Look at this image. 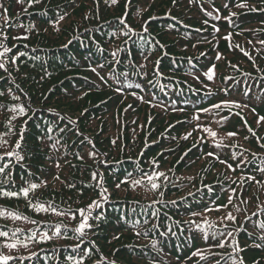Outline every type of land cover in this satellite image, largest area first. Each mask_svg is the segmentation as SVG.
Instances as JSON below:
<instances>
[{"label":"trees","instance_id":"obj_1","mask_svg":"<svg viewBox=\"0 0 264 264\" xmlns=\"http://www.w3.org/2000/svg\"><path fill=\"white\" fill-rule=\"evenodd\" d=\"M56 1L61 3L58 5ZM209 1L219 2L221 0ZM49 2V8L64 4L69 6L72 3V1L45 0L42 8ZM94 2L97 11L93 4V11L88 16L80 18L81 22L75 26H72L74 22L64 24L61 27L63 32L61 37L52 42L48 37L50 34H54L52 31L42 38L38 37L41 26L49 24L48 16H54L52 12L40 15L43 9L29 0H0V32L3 30V32H8L7 37L13 39L10 48H6L8 51H4L0 59L5 60L9 70L17 72L16 76L20 75L22 67L30 68L34 73L41 75V81H44L45 77L41 66L47 65L44 67L45 70H52L53 75L57 74L54 79L58 82L54 86L63 82L65 84L63 88L72 86L67 82L68 76L66 75L57 79L60 76L58 70L65 66H71V60L74 59V64L79 66V71L100 76L107 86L121 87L128 94L139 95L140 93L144 100H150L158 108L168 109L176 106L183 107L186 104L206 103V101H202L200 91L190 87L198 89L200 86L190 85V78L187 76L193 72L192 70L199 71V64L175 62L174 60H182L178 58L185 57V53H177L179 46L176 42V45L174 42L165 43L166 36L157 34V43L153 39V35L144 32L140 25L132 20H127L124 25L118 26V23L111 22L115 17L104 13V8L110 0L105 3L100 0ZM255 2L264 6V0H255ZM15 5L16 9L10 11ZM64 8L65 11L68 10L67 7ZM117 10L122 12V5H119ZM34 13L38 15L31 17L30 25H24L19 31L14 29L20 27L17 24L9 23L7 27H4L8 22L7 15L20 18ZM255 14L256 16L251 19H264L263 11L255 12ZM38 42L43 46H36ZM162 42L166 45H163ZM16 45H19V48L13 50ZM58 48L61 50L50 51V49ZM166 48L169 49L168 52H165ZM20 55H22L23 62L16 64L14 59ZM161 58H163L162 63L160 62ZM0 64L3 63L0 62ZM255 66L254 73L264 72V58L257 60ZM3 67L0 68V71L3 70ZM74 69L76 68L74 67ZM74 69L70 68L71 71ZM65 70L67 69H62V71ZM163 74H167V77ZM176 77L184 82L175 79ZM2 78L3 76L0 75V84L4 83ZM25 80L21 78L20 83L24 84ZM239 80V85L236 86L235 83L230 86L223 85L222 89L229 90L232 86H236V92L239 94L248 96L254 93L256 101L264 100V81H251L248 78ZM212 82L213 79H207V84L211 85ZM61 96H51L47 101L53 102ZM62 99L64 98L62 97ZM66 100L73 110L80 111L76 118L79 121H75L83 131L91 135L94 143L100 147V150L97 151L99 158L89 166L82 165L83 162L89 163L87 154L78 156L69 147V143L74 139L77 138L78 144L83 142L82 139H79L73 129V124L66 118H60L43 110L44 97L41 100H32L35 104L34 112L24 119V122L29 120V125L36 130L32 132L33 137L25 135L28 141L26 157L31 165L40 166L42 164L49 172L52 181L47 186L46 193L50 198H53L52 205H57L63 212L70 211L72 206L80 205L84 199L86 202L92 195L98 196V199H96V203L90 205L91 208L86 206L90 209L89 211H83V215H80L81 223L84 218L91 219L89 227L85 226L82 229L84 234L71 235L66 231L64 225V232L58 227L53 229L50 234H59L58 237L63 234L69 236L70 242L73 243L70 253L74 257L62 250L61 241L57 237L55 242L60 243H54L48 250L40 249L31 256H25L24 259H29L26 264H134L133 261L141 264H167L168 262L169 264H250L252 262L264 264V260L261 258L264 256L263 214H259L252 220H248L245 215H235L234 218L243 217L239 226L228 225L227 222L233 220L227 218L231 214L230 211L226 210L224 214L217 211L219 208L217 202L226 197V192L218 189L210 190V184H204L198 188L194 183H188L180 175L174 174L177 172L174 169L175 165L180 160L175 158L177 153L168 155L164 163L149 165L150 154L162 148L159 139L143 144V138L153 132L152 129H148V122L143 121L141 126L130 131L131 125L125 131V125H122L123 116L118 115L115 118L113 109L107 108V105L102 107L101 103H86L85 97L84 99L71 97ZM64 106L67 108L66 105ZM7 116L8 119H0V131L3 135L0 139V152L9 155L15 151L16 125L21 126L23 114L16 110V112L8 113ZM121 130L124 132L121 133ZM132 136L134 140L130 141ZM8 137L9 141L7 142ZM215 140L225 142L221 138H215ZM232 140L229 142L231 143ZM247 144L251 143L248 141ZM207 146L209 143L199 147L205 150ZM215 146H220V144H215ZM115 151L118 154L128 153L124 154L126 157H121V155L114 157L112 155ZM108 155L111 158L105 161ZM7 163L8 160H4L2 163L0 161V168H3ZM12 163L15 164L16 174L0 183V206L17 203L22 199L18 192L12 191L9 186H6L9 180L16 187L20 183L25 185L26 189L30 188L27 179L30 173L19 174L17 169L19 170L21 164L16 160L11 161L8 168ZM199 163H197L196 170L202 175L206 170L214 169L210 163L206 164L205 158ZM158 165L160 167L156 169ZM255 166L256 169H260V172L264 169V163L260 162ZM91 167L107 171L108 176L100 178L95 175L98 180L95 188L91 185L92 175L86 179H78V182H82L85 188L77 187L73 191H69L68 186L72 187L74 184L70 179L77 175L85 177L80 170ZM162 169L165 171L162 172ZM182 169L183 167H178V170ZM256 169H253L251 174H257ZM4 172H0V179L8 176L4 175ZM159 173H163V175H157ZM168 173L173 176L172 181L165 184L164 181L168 177L166 176ZM253 180L260 181L261 176H255ZM152 183L158 185L155 190L152 189ZM247 183H244L242 192V197L245 200L248 198L252 200L254 197L264 195V190L255 182L254 184L252 181ZM225 188L227 187L223 189ZM93 190L95 191L92 192ZM6 192L17 195L6 196L4 195ZM215 195H219V198L212 197ZM228 200L232 202L231 196ZM196 204H200L201 207L197 209ZM26 212L31 213V211ZM46 235H48V230L46 227H42L36 231L33 238L39 240ZM22 239L28 240L27 238ZM62 239L65 238L62 237ZM197 240L206 242L207 248H198L190 253ZM75 242H78L77 245L74 244ZM84 242L89 245L85 246ZM239 242L243 245L240 254L236 252ZM96 250L99 253L95 252ZM209 250L214 252L198 255L200 252ZM163 254L170 256L173 260L167 261L162 258ZM184 255H189V257L186 258ZM92 258L95 260L91 261ZM209 258L210 260L206 261ZM21 263L22 261L14 264Z\"/></svg>","mask_w":264,"mask_h":264},{"label":"rangeland","instance_id":"obj_2","mask_svg":"<svg viewBox=\"0 0 264 264\" xmlns=\"http://www.w3.org/2000/svg\"><path fill=\"white\" fill-rule=\"evenodd\" d=\"M29 1H32L40 8L45 2V0H38V2L37 0ZM62 1H72V3L69 6L64 4L49 8V2L42 8L43 11L40 12V15L52 12L54 16H48L49 24L41 26L39 38L52 31L54 34H50L48 37L50 41L54 42L55 39L61 37L63 33L61 27L64 24L74 22L72 26H75L80 23V18L85 15L88 16L93 11V4L97 11L94 2L96 0ZM100 1L105 3L107 0ZM56 2L58 5L61 3L60 1ZM135 3H137L136 6H134ZM119 5H122V12L117 10ZM64 7H67L68 10L65 11ZM14 9H16V5L10 11H14ZM104 9V13L115 17L112 18L111 22L118 23V26L124 25L127 20H132L137 25H140L144 32L153 35L155 42L158 43L156 41L157 34L166 36L165 43L176 42L179 46L177 53H185V57L178 58L182 60H174L175 62L199 64V71L194 72L192 70L193 72L187 74V76L190 78V85L200 86L198 89H196L197 87H190L199 90L203 98L202 101H206V103L186 104L183 107L176 106L168 109L161 107V110V108L156 107L155 103H151L150 100H144L143 95L140 93L139 95L136 93L128 94L121 87L107 86L103 83L100 76L79 71V66L74 64V59L71 60V66H65L58 70L60 76L57 79L66 75L68 76L67 82L72 86L71 88H63L65 86L63 82L58 84V86H54L58 82L54 79L57 74L53 75L52 70H45L44 67H47V65L41 66L45 74L44 81H41V75L34 73L30 68L22 67L20 75L16 76L17 72L14 73L9 70L5 60L1 58L0 62L3 63L4 67L0 71V75L3 76L1 80L4 83L0 84V119H8V113L16 112L20 108H23L24 111H19L20 114H23V120L21 126L16 125L15 130L17 132L15 134L16 145L17 141H19L20 146L18 148L15 147L13 155L0 152L1 163L4 160H8V163L3 166L4 175L7 174L8 176L5 178L1 177L0 183L4 179L6 181L11 175L14 176L16 174L15 164L12 163L11 167L8 168L10 162L16 160V162L21 164L19 170L17 169L18 173H30L27 176L29 185L37 184L38 187L28 191L27 196H25L22 191L26 189L25 185L19 183L16 187V185L11 184L10 180L6 184L12 191L18 192L22 199L17 203L0 206V233L6 234L0 235V264H14L20 261H22L21 264H26L29 259H24L25 256H31L40 249L48 250L54 243H60L55 242L59 234H50L53 229L58 227L64 232L63 225L71 235L84 234L82 230L80 232L77 231L81 224V210L89 211V208H91L89 206L98 199V196L92 195L86 202L84 199L80 205L72 206L70 211L63 212L57 205H52L51 201L53 198H50L46 193L47 186L52 181L49 172L46 171L44 165L33 166L28 161L26 157L28 141L25 135L33 137L32 132L36 130L29 125V120L24 122V119L34 112L33 107L35 104L32 100H41L43 97V110L60 118H66L73 124V129L78 134L79 139H82L83 142L79 144L77 138L69 143V147L74 150L76 155L87 154V162L89 163L83 162L82 165L89 166L95 163L99 158L97 151L100 150V147L94 143L91 135L83 131L78 125L77 122L79 120L76 118H78L80 111L73 110L66 100L71 97L83 99L85 97L86 103H101L100 106L102 107L107 105V108L113 109L115 118L118 115L123 116L124 122L122 125H125V131L131 125L130 131L141 126L143 121L148 122V129H152L153 132L143 138V144L159 139L161 141L160 147L162 148L150 154L148 158L149 165L164 163L168 155L177 153L175 158L180 160L175 165L174 169L177 172H174V174L180 175L188 183H194L198 188L204 184H210V190L218 189L226 192V197L217 202L219 206L217 211L219 213L224 214L226 210H229L232 217L241 214L248 217V220L257 218L259 214L264 215V195L254 197L252 200H249L250 198L245 200L242 197L243 185L249 181H252L253 184L255 182L264 190V169L260 172V169H256L255 166L257 163H264V100L262 102L256 101L254 93L248 96L241 95L236 92L237 88H235L239 85V79L241 78H248L251 81H264V72L254 73L257 60L264 58V19H251V17L256 16L255 12H264V6H260L255 0H221L219 2H211L209 0H115V3L110 0ZM36 15L38 14H28L20 18H13V16L7 15L6 19L8 22H6L4 27H7L9 23L12 25L17 24L20 27L17 29L15 27L14 29L19 31L24 25H30L31 17ZM3 22L5 23V21ZM48 26L50 27L48 28ZM3 31L0 32V56L6 48H10L13 42V39L7 37L8 32ZM62 40H64L63 37ZM162 44L166 45L163 42ZM36 46L43 45L38 42ZM18 48L19 45H16L13 50ZM56 50H61V48L50 49V51ZM165 50V52L169 51L168 48ZM162 59L160 60L161 63L163 62ZM14 61L16 64H21L23 62L22 55L15 58ZM26 63L30 64L29 62ZM70 68L74 70L71 71ZM62 69L67 70L62 71ZM70 73L74 74L71 75ZM208 74L213 77L211 85L207 84ZM163 75L167 77V74ZM21 78L26 79L23 82L24 84L20 83ZM175 79L181 80L177 77ZM181 81L184 82L183 80ZM225 81L227 83L224 84ZM245 82L250 83L248 81ZM234 83L236 84L235 87L232 86L229 90L222 89L223 85L230 86ZM59 95L62 96L58 100L47 101L51 96L57 97ZM60 99L62 100L60 101ZM216 105H219V107H215ZM14 109L16 110L14 111ZM129 122L130 124H128ZM123 132L121 130V133ZM203 132H205V136L202 135ZM229 133H234L235 135H229ZM153 136L154 138H152ZM2 137V131H0V139ZM215 138H221L225 142H218ZM68 139L70 140V136ZM133 140L134 137L132 136L130 141ZM230 140H232L231 143L229 142ZM6 141H9V137ZM199 141L200 144L198 145ZM248 141L251 143L250 145L247 144ZM206 143H209V146L205 150L199 147L206 146ZM215 144H220V146H215ZM167 145L169 146L164 148ZM167 150L170 151L165 152ZM127 153L118 154L115 151L112 156L121 155V157H126L124 154ZM17 155L21 157L19 160L16 158ZM110 158V155H108L105 161ZM203 158L206 159V164L210 163V166L214 168L212 171L206 170L204 175L196 170L197 163L200 164L199 162ZM173 160L171 161L173 162ZM158 167L160 165L156 169ZM178 167H183V169L178 170ZM253 169H256L257 174H251ZM163 171L165 169H162ZM80 172L85 177L77 175L71 178L70 181L74 184L72 187L68 186L69 191H73L77 187L85 188L82 182H78V179H86V177L92 175L91 185L95 188L98 183L95 175L100 178L108 176L107 171L96 170V167L84 168ZM249 175L254 176L250 177ZM166 176L168 177L164 183L168 184L172 181L173 176L169 173ZM255 176H261V180L254 181ZM224 187L227 188L223 189ZM169 192L172 193L173 191ZM230 196L233 203L228 200ZM212 197L218 199L219 195ZM57 203L59 204V202ZM37 205L43 206L42 210H37ZM195 207L199 209L201 205L196 204ZM26 211H31V213ZM242 219L243 217L234 218L227 223L231 226H239ZM54 223L56 224L54 225ZM90 223L91 219L84 218L83 224L85 226L89 227ZM42 227L47 228L48 235L39 240L38 238H33L36 231ZM62 237L65 239H62ZM22 238H27L28 240H23ZM58 239L61 241L62 250L74 257L70 253L73 244L70 242V237L63 234ZM77 243L75 242L74 244L77 245ZM83 244L85 246L89 245L86 242ZM198 248H207L206 242L197 240L195 247L190 250V253ZM242 248L243 245L240 242L237 243L236 252L240 254ZM95 252L99 253L98 250ZM212 252L214 251H204L198 253V255H206ZM189 255L184 256L188 258ZM3 258H6V260ZM162 258L167 261L173 260V258L165 254H163ZM261 258L264 260V256ZM94 260L95 258H92L91 261ZM209 260L210 258L206 259V261ZM133 263L141 264L134 261ZM250 264L256 263L252 262Z\"/></svg>","mask_w":264,"mask_h":264},{"label":"snow or ice","instance_id":"obj_3","mask_svg":"<svg viewBox=\"0 0 264 264\" xmlns=\"http://www.w3.org/2000/svg\"><path fill=\"white\" fill-rule=\"evenodd\" d=\"M37 2H38V0H37ZM113 3H115V0H113ZM240 6H244V5H240ZM122 23H123V21H122ZM4 51L7 52L8 49H5ZM113 55H115V54H113ZM2 67H3V64H0V68H2ZM209 71L211 72V70H209ZM212 78H213L212 75L211 74H208V79L211 80ZM215 107H219V105H216ZM14 111H15V109H14ZM19 111L20 112H23L24 109L23 108H20ZM210 134L211 135H215L214 133H210ZM229 135H235V134L234 133H229ZM19 146H20V142L17 141L16 147L18 148ZM9 155H13V153H9ZM16 158L19 160L21 157L17 155ZM3 170H4L3 168H0V172H2ZM157 175L162 176L163 173H159ZM135 183H138V182H135ZM37 187H38L37 184H31L30 185V188L23 189L22 191H23L24 195L27 196L28 191H30L32 189H36ZM157 187H158V185L156 183H152V189L153 190H155ZM4 195H6V196H14V195H17V194L16 193H7L6 192V193H4ZM93 203H96V202H93ZM89 207H91V206H89ZM36 208H37V210H42L43 206L37 205ZM81 214L83 215V210H81ZM227 218L228 219H234V217H232L231 214H229V216ZM84 227H85V225L83 223H81L80 226H79V228L77 229V231L80 232ZM0 235H6V234L5 233H0ZM221 246H223V245H221ZM3 259L6 260V258H3Z\"/></svg>","mask_w":264,"mask_h":264}]
</instances>
